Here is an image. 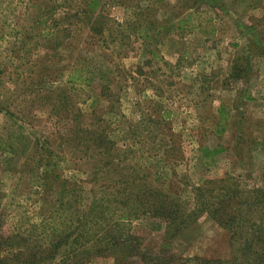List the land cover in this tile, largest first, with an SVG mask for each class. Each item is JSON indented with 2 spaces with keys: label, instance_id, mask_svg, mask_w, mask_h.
I'll use <instances>...</instances> for the list:
<instances>
[{
  "label": "rangeland",
  "instance_id": "1",
  "mask_svg": "<svg viewBox=\"0 0 264 264\" xmlns=\"http://www.w3.org/2000/svg\"><path fill=\"white\" fill-rule=\"evenodd\" d=\"M26 1L0 0L3 234L36 230L56 207L46 201L52 195L43 194L45 180L32 175L36 167L43 172L41 156L75 185L81 209L92 193L105 199L108 190H143L148 171L184 205L195 187L219 179L226 188L262 195L264 0H101L100 20L112 37L106 48L98 41L84 45L88 27L69 24L67 0H28V9ZM71 32L81 40L68 45ZM76 75L85 81L66 82ZM95 137L96 156L85 148L94 147ZM202 148L217 153L202 155ZM135 162L148 170L140 168V179L138 173L123 184L120 169ZM262 205L238 211L232 203L225 212L245 215L264 231ZM151 222L130 220L147 251L157 249L162 234ZM239 239L202 214L169 252L229 262Z\"/></svg>",
  "mask_w": 264,
  "mask_h": 264
},
{
  "label": "trees",
  "instance_id": "2",
  "mask_svg": "<svg viewBox=\"0 0 264 264\" xmlns=\"http://www.w3.org/2000/svg\"><path fill=\"white\" fill-rule=\"evenodd\" d=\"M26 2V9L32 8V3H28V0ZM103 3L101 0H67L69 24L73 20L74 24L88 27L90 35L83 37L84 45H87L86 42L98 41V46H108L104 41L108 37L105 36V22L100 20L103 18ZM78 40H81L80 36L71 32L68 45L69 42ZM83 81L84 77L79 75L66 80L68 84H82ZM90 134L94 133L90 131ZM97 142L95 137L94 147H85L94 151L95 156L99 153ZM201 153L212 155L217 150L202 148ZM39 162L40 165L37 166H41L43 172L38 171L40 167H36L37 173L32 172V175L39 181L45 180L43 194L52 195L54 200L46 198V201L51 207H56L49 211L51 216L40 220L36 230L35 226H31L28 232L18 233L17 236L15 233L5 235L0 229V264H89L98 257L110 258L112 264H231L234 260L236 264H264V231L261 225L249 221L245 215L240 219L236 212L232 216L225 212L232 203L239 207L238 211L244 205L250 208L252 203L263 204L261 207L264 209V191L260 192L261 196H249L239 186L234 185L232 189L224 187L226 179L205 181L193 189L190 203L184 205L156 185V171H148L144 174L148 180L143 190L127 188L125 191H114L111 188L113 191L108 190L105 199L92 193L89 204L81 209L77 206L75 185L49 168L46 157L41 156ZM144 166L135 162V165L128 166V171L120 169L117 177L123 184L133 183L134 179L131 177H137L139 173L140 179L142 173L139 169ZM145 168L148 170L147 166ZM93 176L95 177V173ZM215 187H218V195H211L210 192ZM246 212L244 211L245 214ZM202 214H206L218 227L227 230L230 239L240 237L239 253L232 256L229 262L198 261L170 254L172 240L194 224ZM225 217H229L230 221L226 222ZM139 219L158 222H151L156 224L155 229L162 232L157 249L147 251L141 238L132 234L130 220Z\"/></svg>",
  "mask_w": 264,
  "mask_h": 264
}]
</instances>
